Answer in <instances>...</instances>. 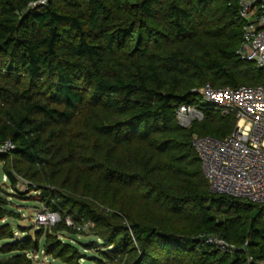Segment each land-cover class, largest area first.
I'll return each mask as SVG.
<instances>
[{
	"label": "trees",
	"instance_id": "16d2710c",
	"mask_svg": "<svg viewBox=\"0 0 264 264\" xmlns=\"http://www.w3.org/2000/svg\"><path fill=\"white\" fill-rule=\"evenodd\" d=\"M241 2L0 0V148L14 145L0 165L15 192L0 184V264H84L65 238L86 224L97 264H264V202L213 192L193 145L237 123L201 89L264 87L238 54ZM181 104L204 118L181 126ZM12 196L60 220L17 236Z\"/></svg>",
	"mask_w": 264,
	"mask_h": 264
},
{
	"label": "built area",
	"instance_id": "2783aa9c",
	"mask_svg": "<svg viewBox=\"0 0 264 264\" xmlns=\"http://www.w3.org/2000/svg\"><path fill=\"white\" fill-rule=\"evenodd\" d=\"M47 0H39L46 3ZM36 3H33L35 5ZM240 16L244 21V40L238 50L243 60L264 67V0H242ZM204 103L220 110L222 115L234 114L236 127L229 136L219 139L194 135L193 145L201 159L204 174L210 188L218 194L229 195L253 203L264 202V87L242 85L237 88L200 90ZM176 118L183 127L204 118L200 107L181 104ZM14 145L8 141L0 148L10 150ZM38 222L55 224L58 214L38 212ZM50 221L48 223V221ZM40 222V223H41ZM72 225L71 220H67ZM204 237V236H203ZM209 243L223 251L233 252L235 244L216 236H205Z\"/></svg>",
	"mask_w": 264,
	"mask_h": 264
},
{
	"label": "rangeland",
	"instance_id": "374dc122",
	"mask_svg": "<svg viewBox=\"0 0 264 264\" xmlns=\"http://www.w3.org/2000/svg\"><path fill=\"white\" fill-rule=\"evenodd\" d=\"M7 182H8L7 177L2 174L1 165H0V184H2V186H4L6 190H9L11 194H15L14 191L9 189V187L6 184ZM21 188L26 190L24 184L21 185ZM28 196H38V193L32 192ZM10 198H11V201L13 202V206L17 208L18 212H20L22 219L20 220L6 219L5 221H9V223L13 227V230L15 231V234L17 236L22 235L21 228L34 227V229L31 230V233L34 234V230L36 227H38V224L39 226L40 225L45 226V224H47L46 221L45 222L40 221L41 223L37 221L38 212L45 211V207L41 205L39 202L31 200V199L15 198L13 196ZM59 220H60V216H58L57 218H54V222H58ZM50 221L53 222V220L49 219L48 223ZM90 226H91L90 224L85 225L84 229H82V230H85L83 235H73V234L67 233L65 240H68L72 244L78 246V248H80V250H82V252L86 256H88L83 261L84 264H97L94 261H89V260H97V258H100V255L98 254V252L95 250H86L83 248V245H82V244H87L91 242L95 238L90 231ZM34 257L35 259L39 260L43 264H63L59 260L46 256L43 252H40V255L38 256L36 255ZM93 258H96V259H93ZM99 264H108V263L106 261H102Z\"/></svg>",
	"mask_w": 264,
	"mask_h": 264
}]
</instances>
